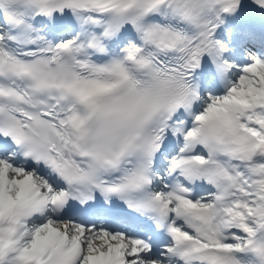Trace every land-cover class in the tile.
I'll return each mask as SVG.
<instances>
[{
  "label": "snow or ice",
  "instance_id": "snow-or-ice-1",
  "mask_svg": "<svg viewBox=\"0 0 264 264\" xmlns=\"http://www.w3.org/2000/svg\"><path fill=\"white\" fill-rule=\"evenodd\" d=\"M0 264H264V0H0Z\"/></svg>",
  "mask_w": 264,
  "mask_h": 264
}]
</instances>
